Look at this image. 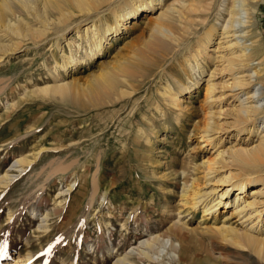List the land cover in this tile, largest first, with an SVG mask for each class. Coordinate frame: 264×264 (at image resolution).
Wrapping results in <instances>:
<instances>
[{"label":"rangeland","instance_id":"rangeland-1","mask_svg":"<svg viewBox=\"0 0 264 264\" xmlns=\"http://www.w3.org/2000/svg\"><path fill=\"white\" fill-rule=\"evenodd\" d=\"M188 1L163 3L180 10ZM231 1L194 0L198 10L188 13L189 31L180 35L187 37L175 48L177 53L168 55L154 75L130 80L129 84L140 86L130 96L117 98L104 90L91 94L92 81L106 70L117 73V66L132 53L148 64L158 57L161 51L148 38L139 39L149 10L135 16L136 24L134 19L126 20L118 36L104 41L102 53L75 70L55 67L62 53L69 54L68 43L74 55L85 56L86 46L83 43L80 50L75 27L83 29L99 17L108 18L116 2H104L89 16L68 7L73 15L64 23L37 41L22 39L16 50L0 59V176L6 170L13 175L7 184L0 182V264H114L125 253L130 264H264V253L238 246L233 234L224 238L227 229L264 238V213L259 219L248 218L245 212L234 214L232 208L220 205L212 215L192 203L195 188L213 190L210 196L215 197L226 183L214 182L213 177L236 172L226 159L217 158L216 172L205 175L216 147L201 138L207 109L205 79L211 74L219 93L231 76L215 59L206 58L205 72L196 81L197 72L184 64L204 28L215 25L221 32ZM246 3L247 10L239 15L244 26H238L244 29L238 34L243 35L240 42L258 46L253 64L264 81V0ZM18 16L39 27L22 7L4 22ZM144 31L147 37L149 29ZM236 40L228 38V42ZM218 41L214 38L209 47ZM220 51L215 54L225 53ZM174 80L190 86L178 95L177 105L163 94L165 86L175 85ZM55 83L66 84L64 96L53 93V97L42 89ZM258 85L264 91V82ZM220 91L224 94L215 108H220L221 122L230 121V91ZM228 136H223L219 149L237 141ZM255 139L248 141L254 144ZM20 155L32 161L17 172L11 165ZM93 182L97 189L91 201ZM256 221L258 226L252 229ZM169 229L180 232L182 262L168 254L169 242L176 241L172 232L168 235ZM153 235L164 237L167 246L156 244V260H146L137 250Z\"/></svg>","mask_w":264,"mask_h":264},{"label":"bare ground","instance_id":"bare-ground-1","mask_svg":"<svg viewBox=\"0 0 264 264\" xmlns=\"http://www.w3.org/2000/svg\"><path fill=\"white\" fill-rule=\"evenodd\" d=\"M107 1L109 3L116 2L114 8L110 10L108 18L105 16L99 17L91 22L90 25L83 27V29L79 26L75 27V34L81 39L80 50L83 47V43L84 47L86 46L87 52L85 56L78 57L74 55V51L71 49L70 43H68L69 54L62 53L60 55L61 62H56L55 67L63 71L75 70L82 62L94 59L96 55L102 53L104 41L107 40L108 36H118L120 26L124 25L126 20L134 19L138 13L149 10L145 15L147 19L143 25L144 29L141 27L139 39L148 38V41L155 45L161 53L158 52V57L155 56L150 64L140 57L137 52L132 53L126 58L127 60L125 59L123 65L117 66V73L109 70L99 73L97 78L92 81L93 87L90 92L95 94V92L99 93L102 90L106 91L105 93L110 91L116 93L117 98L132 95L140 86L136 88L134 85L129 84L130 80L137 75L139 77L154 75L158 68H162V63L168 55L177 53L175 48L181 45L182 39L187 37L182 38L185 31L190 27L188 22H186L188 21V13L198 10L194 0L186 2L180 10H175L170 5L165 6L163 0H0V59L8 52L16 50L22 39L37 41L46 31L53 29L55 25L64 23L73 15V10L70 11L68 7H74L78 13L89 16L93 10ZM248 1L250 0H232L230 7L225 9L228 18L226 24L222 26L221 32H218L215 25H209L204 28L201 37L197 41L194 40L196 43L192 52L190 51L189 58H185L184 55L183 57L184 64H189L187 67L190 72H197L196 75L194 74L196 81L197 76L205 72L206 58L215 59L216 64L223 65L221 70L229 72L231 76L230 84L221 86V89L230 91V98L232 99V105L228 112L231 120L223 122L219 118L221 114L220 108H218L219 110H216V108L220 105L224 92L220 91V89L218 93V89L215 87L216 83L211 79V74L205 79L204 99L207 109L204 113L201 138L203 142L212 143L216 147L214 158L206 164L207 172L205 175L210 176L214 171L216 172L214 163H217V158H222V161L226 159L231 166L236 168V172L233 174L230 172L227 176L221 178L214 179L213 177L214 182L226 183L224 191L216 194L215 197L214 195L210 196L214 192L213 190L206 192L195 188L192 191V203L193 205L201 206L206 214L213 215L217 211L218 206L221 205L226 208H232L234 214L240 215L245 212L248 218L254 216L259 219L260 215L264 213V174H262L264 172V97L262 96L264 91L260 90L258 84L264 81H262L263 76L259 75L260 68L253 64V60L259 55L258 46L253 45L252 42H240V38L243 35L238 34V31L244 29L238 28V26H244L242 25L244 21L239 15L243 10H247L246 8L243 9V7L245 3L246 5L249 4ZM19 7H22L26 14L37 22L39 27H33L19 16L13 22L8 20L5 23L6 17H15ZM54 13L57 14L55 19L50 17ZM102 18L107 19L103 20ZM178 19L180 21L176 24ZM136 23L137 21L134 19L133 24ZM146 28L149 29L147 37H145L144 31ZM229 37L237 40L228 42ZM14 38L16 40H13ZM214 38L215 40L219 38V41L215 46L209 47ZM222 43L225 45H222ZM76 46H79V44ZM206 49H210L209 51L212 52L209 53ZM220 50H225V53L216 55V52H221ZM210 73H213V71ZM187 80H190V78L187 77ZM174 84V86H165L163 94L169 97L173 105H177L178 95L188 90L190 86L181 80H174ZM66 87L65 83H55L46 85L42 89L45 93L59 94L60 97L67 91ZM122 87L127 88L121 89ZM128 88L131 90H128ZM61 98L63 97L61 96ZM229 134L230 136H228ZM224 135L229 138L233 137L238 142L234 141L235 143L226 149H219L218 145ZM253 137H256L255 143L250 144L248 140H252ZM31 161L32 158H29V156L20 155L14 160L11 167H17L15 171L22 172L24 167ZM254 173H256L255 176L253 175ZM12 177L13 175L8 174L6 170L0 176V182L7 184L8 181L12 180ZM205 181L209 182L210 177L205 179ZM93 185L94 191L90 198L91 201L95 197L97 189L95 182H93ZM69 187L71 188V186ZM236 191L237 193H235ZM258 222L256 221L250 227L255 229L258 226ZM227 231V234H224V238L233 234L236 237L238 246L243 247L246 245L252 247L258 255L264 253V238L261 236L250 231H243L241 235H239L240 233L236 234L232 229H227ZM170 232L173 233V230L169 229L168 235H171ZM171 236L176 241L173 242L171 240L169 242L166 240V242H169L168 254L176 259L175 262H182L184 259L180 253L182 248L180 232L177 231ZM167 238L170 239V236ZM142 244L143 248H139L137 254L143 256L146 260H154L155 257L153 255H158L159 251L157 246L155 247L156 244H160L163 247L166 245L164 237L160 235H153L150 240L146 239ZM25 258L27 261L30 260L29 255ZM114 264H130L128 253L119 257Z\"/></svg>","mask_w":264,"mask_h":264}]
</instances>
